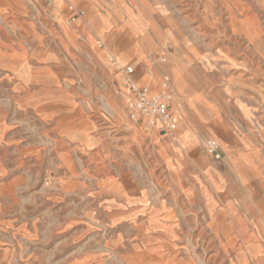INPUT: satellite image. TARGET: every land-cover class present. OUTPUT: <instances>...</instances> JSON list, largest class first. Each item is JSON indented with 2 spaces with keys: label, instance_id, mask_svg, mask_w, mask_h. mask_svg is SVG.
Instances as JSON below:
<instances>
[{
  "label": "rangeland",
  "instance_id": "rangeland-1",
  "mask_svg": "<svg viewBox=\"0 0 264 264\" xmlns=\"http://www.w3.org/2000/svg\"><path fill=\"white\" fill-rule=\"evenodd\" d=\"M69 3L86 10L70 23ZM118 65L157 90L170 77L173 133L131 117ZM255 167L264 178V0H0V264H152L153 216L206 221L221 194L264 210ZM201 244L229 264L245 241Z\"/></svg>",
  "mask_w": 264,
  "mask_h": 264
},
{
  "label": "crops",
  "instance_id": "crops-1",
  "mask_svg": "<svg viewBox=\"0 0 264 264\" xmlns=\"http://www.w3.org/2000/svg\"><path fill=\"white\" fill-rule=\"evenodd\" d=\"M65 12L68 13V10H65ZM45 79L47 80L49 78L46 77ZM152 81V78L149 77L145 79L141 78V82H145L146 84H141L138 81L137 82L140 85L148 86L154 93L158 92L160 89L157 90V84H153ZM20 82H22L23 84V81ZM120 83L122 84V87H124L123 91L128 92V84L124 83L123 81ZM60 91L61 94L58 97L59 100L73 102L70 97H68L67 95L65 96L64 89H61ZM175 104L176 100L174 99V109L178 112ZM67 111L68 113L64 116V118H60L57 121V124H62L64 121L69 123L75 119L74 115L70 112L71 110ZM179 115L181 118V114ZM220 143L222 144L221 141ZM222 146L226 152L225 159H229L228 152L226 151L223 144ZM255 168L259 173L258 168ZM262 179L264 180L263 177ZM132 181L135 182L136 187L130 190L134 191V194L133 192H130L128 194L132 203L131 207L135 212L142 211L141 209H138V211H136L138 208L136 203L139 204V208H142L143 206L141 205V203H144L146 201V195H141L139 193L140 189L137 180ZM178 190L180 191L181 188ZM220 198V202H222L221 208H219L216 213H213V209H208V211L206 212V215H208V219L206 221H203L202 218L198 216L197 210L194 209V212H196L195 217L192 219H186L185 223L176 221L175 219H173L174 221L168 220V218L174 217L173 214L171 216L164 214L153 216V222L151 224L154 225L153 230L157 231L156 234H158V236H154L151 238V245L149 246L150 248L148 250L150 252V255L154 256V259L151 261V263L214 264V262L216 261V264H218L220 262L217 263L216 257L218 254H214V246L210 247L209 244V246L205 247L203 246V244H201V242L203 240H209L214 243V239L227 240L234 236H239L245 241L244 249L240 254V258H234L229 264H264V214H262L264 213L263 208L259 207L258 209L255 203L250 199V197L248 198L249 200H240L239 204L232 203V200H230L228 198V195L226 194H221ZM193 199L194 200H192V202L190 203L196 202L197 196L195 195ZM263 206L264 205H262L261 207ZM241 207H243V209H241ZM243 210L245 213L243 212ZM158 231L163 232L159 233ZM208 231L209 234H207ZM160 234H162V236ZM197 248H199V252L196 251ZM182 250H184L183 256H181ZM220 252L224 251L219 249V253ZM203 254L207 256L206 263L203 261L205 259H202ZM214 255L216 257H214ZM164 257H168V260H166ZM214 259L216 260L214 261Z\"/></svg>",
  "mask_w": 264,
  "mask_h": 264
},
{
  "label": "built area",
  "instance_id": "built-area-1",
  "mask_svg": "<svg viewBox=\"0 0 264 264\" xmlns=\"http://www.w3.org/2000/svg\"><path fill=\"white\" fill-rule=\"evenodd\" d=\"M51 5V1L49 3ZM85 11L73 3L68 4L67 22H74L82 18ZM118 70L125 76L129 91L123 93L117 88L116 93L126 97V109L133 118H143L149 124L159 122L167 133H173L180 122V115L174 109V95L172 80L165 76L160 90L152 92L148 86L140 85L134 77L132 66L118 65ZM205 148L211 157L218 161L226 158V152L217 138H207Z\"/></svg>",
  "mask_w": 264,
  "mask_h": 264
}]
</instances>
